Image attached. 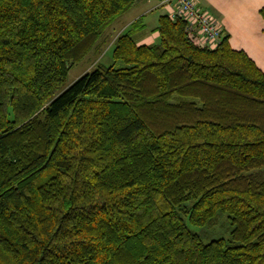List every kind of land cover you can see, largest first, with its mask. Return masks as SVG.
Segmentation results:
<instances>
[{"label": "trees", "instance_id": "trees-1", "mask_svg": "<svg viewBox=\"0 0 264 264\" xmlns=\"http://www.w3.org/2000/svg\"><path fill=\"white\" fill-rule=\"evenodd\" d=\"M137 2L0 0V264H264V74L227 35L136 20L63 88Z\"/></svg>", "mask_w": 264, "mask_h": 264}, {"label": "crops", "instance_id": "crops-1", "mask_svg": "<svg viewBox=\"0 0 264 264\" xmlns=\"http://www.w3.org/2000/svg\"><path fill=\"white\" fill-rule=\"evenodd\" d=\"M221 27L222 35L228 36L232 49L243 51L264 74V20L260 10L264 0H194ZM173 8L162 6L159 0H138L127 12L119 16V32L111 40L128 31L136 20L141 21L135 38L139 45H149L157 40L155 30L160 16L170 15ZM124 15V16H123Z\"/></svg>", "mask_w": 264, "mask_h": 264}, {"label": "rangeland", "instance_id": "rangeland-1", "mask_svg": "<svg viewBox=\"0 0 264 264\" xmlns=\"http://www.w3.org/2000/svg\"><path fill=\"white\" fill-rule=\"evenodd\" d=\"M124 16V15H123ZM117 17L103 32L96 45L91 51L79 62L72 65L68 71L67 78L63 88L69 86L77 78L84 73L96 68L97 66H110L114 64L112 59L113 44L111 40L119 32V24L124 21V18ZM117 63L115 66H118ZM264 172V167L261 170ZM189 229L197 234L202 243H209L217 239H228L230 236L231 226L226 215H220L217 222L212 226H193L187 223Z\"/></svg>", "mask_w": 264, "mask_h": 264}, {"label": "built area", "instance_id": "built-area-1", "mask_svg": "<svg viewBox=\"0 0 264 264\" xmlns=\"http://www.w3.org/2000/svg\"><path fill=\"white\" fill-rule=\"evenodd\" d=\"M160 5L173 8L170 16L186 22V31L193 42L202 47L215 48L220 43L221 27L194 0H159Z\"/></svg>", "mask_w": 264, "mask_h": 264}]
</instances>
